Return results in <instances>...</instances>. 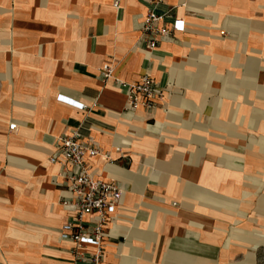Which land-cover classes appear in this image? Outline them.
I'll use <instances>...</instances> for the list:
<instances>
[{"label": "crops", "instance_id": "crops-1", "mask_svg": "<svg viewBox=\"0 0 264 264\" xmlns=\"http://www.w3.org/2000/svg\"><path fill=\"white\" fill-rule=\"evenodd\" d=\"M153 3L186 26L150 51L138 29ZM143 75L166 93L128 111L119 83ZM77 130L100 151L93 178L123 192L104 264H258L264 0H0V264H76L49 158Z\"/></svg>", "mask_w": 264, "mask_h": 264}, {"label": "built area", "instance_id": "built-area-1", "mask_svg": "<svg viewBox=\"0 0 264 264\" xmlns=\"http://www.w3.org/2000/svg\"><path fill=\"white\" fill-rule=\"evenodd\" d=\"M139 27L142 44L153 51L162 40L174 38L179 32H184V20L173 18L170 12L159 13L155 3ZM114 7L119 10L117 1ZM112 69L105 66L102 76L108 80ZM119 87L127 97L128 111L144 109L153 111L157 108L156 101L163 99L166 89L160 87L148 75H143L135 84L119 83ZM58 100L72 107L85 111L87 107L70 98L59 96ZM17 124L9 126L10 131L17 130ZM100 155V151L93 139L83 140L79 130L71 135L56 139L54 154L49 162L61 168L64 185L71 197L62 201L65 210L71 213L67 223L61 228V238L75 245L76 264H104V241L107 237V225L114 219L122 198V190L118 184L98 181L89 172L87 159ZM93 246L96 252L87 253L80 249Z\"/></svg>", "mask_w": 264, "mask_h": 264}, {"label": "rangeland", "instance_id": "rangeland-1", "mask_svg": "<svg viewBox=\"0 0 264 264\" xmlns=\"http://www.w3.org/2000/svg\"><path fill=\"white\" fill-rule=\"evenodd\" d=\"M258 264H264V251L259 255Z\"/></svg>", "mask_w": 264, "mask_h": 264}]
</instances>
